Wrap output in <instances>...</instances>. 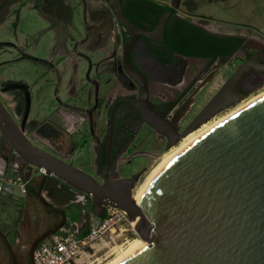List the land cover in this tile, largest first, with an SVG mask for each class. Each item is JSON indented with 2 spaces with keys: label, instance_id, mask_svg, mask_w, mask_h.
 <instances>
[{
  "label": "flooded vegetation",
  "instance_id": "obj_1",
  "mask_svg": "<svg viewBox=\"0 0 264 264\" xmlns=\"http://www.w3.org/2000/svg\"><path fill=\"white\" fill-rule=\"evenodd\" d=\"M9 1H1L0 12L5 2ZM104 1L108 3V0ZM120 2L122 10L129 2L127 18L136 25L135 29H127L117 22L113 7L109 3L112 18L108 23H87L85 41L90 40V48L103 47L111 31L116 35V48L108 60H100L95 65L89 62L86 82L80 87L81 96L76 104L59 99L51 116L32 123L28 120L30 96L26 85L7 82L0 86L1 93L13 92L17 98L22 94V99L20 98L14 106L15 111L8 106V102L6 106L32 143L89 174L99 183H103L104 178H140L144 168L126 174L124 164L137 157L154 159L165 149L167 150L161 156L175 147L184 137L175 145L169 147V144L180 137L220 88L246 64H249L250 68L227 96L224 104L244 98L256 84L264 80V44L258 39L245 38L238 28L245 27V24L233 23L236 28L228 27L224 32L210 30L206 26L208 17L191 14L183 9L188 6L189 1L179 0L176 7L172 5L171 0ZM98 11L97 15H102L101 11ZM163 17H166L164 28L160 30L158 24ZM113 25H116L117 29H113ZM137 30L148 31L152 37L141 32L137 34ZM132 34L136 36L126 61L123 48ZM193 52H200L202 55H193ZM221 62L226 66L227 76L211 98L202 102L198 97L205 84L211 82L214 77L212 68ZM93 68L94 75L91 76ZM74 88L75 84L69 85V95H73ZM148 121L163 129L158 130ZM1 138L0 153L8 157L5 171L15 168L18 172L16 152L3 136ZM148 139L156 144L151 152L144 144ZM24 170L30 173L32 166L28 165ZM52 178L56 181H52L53 184L50 182ZM54 185L60 188L61 192ZM64 185L57 177L47 176L41 194L45 192L62 201L65 199L64 194L62 195L65 192ZM71 190L79 192L74 188ZM72 202L78 203L71 201L68 206ZM60 208L65 210L66 207ZM55 212L58 217L49 228L63 219L62 213ZM23 219L24 217L14 228L16 241L10 244L13 253L0 233V245L5 246L8 252V256L4 251L0 252V264H31V244L42 232L29 241V246L22 249L18 247L19 241L25 237ZM76 221L85 225L83 211H80ZM68 222L74 221H68L66 218L64 224Z\"/></svg>",
  "mask_w": 264,
  "mask_h": 264
},
{
  "label": "water",
  "instance_id": "obj_2",
  "mask_svg": "<svg viewBox=\"0 0 264 264\" xmlns=\"http://www.w3.org/2000/svg\"><path fill=\"white\" fill-rule=\"evenodd\" d=\"M177 1L171 0L174 7L178 6ZM108 3L117 22L135 29L120 0ZM165 19L160 20L158 29L164 28ZM137 31L152 37L148 31ZM135 36L132 34L124 44L126 61ZM249 68L246 64L235 73L169 147L220 111L236 105L239 99L224 102ZM0 135L16 152L18 174L23 179L29 175L24 170L26 166L44 168L46 173L35 195L47 208L63 215L58 224L32 242L31 264L37 244L66 221L65 210L50 204L41 194L47 174L90 194L98 216L104 212L103 204L122 208L129 214L136 233L146 243H134L113 264H264V95L190 144L158 175L141 205L131 193L137 179L104 178L103 183L97 182L32 143L1 100ZM7 162L8 157L0 153V175ZM0 233L11 250L6 236L1 230Z\"/></svg>",
  "mask_w": 264,
  "mask_h": 264
},
{
  "label": "rangeland",
  "instance_id": "obj_3",
  "mask_svg": "<svg viewBox=\"0 0 264 264\" xmlns=\"http://www.w3.org/2000/svg\"><path fill=\"white\" fill-rule=\"evenodd\" d=\"M1 1L4 0H0V3ZM183 1L190 2L188 6L183 7L188 13L208 17L206 26L210 30L224 32L228 27L236 28L232 25L233 23L245 24V27H238L245 38L258 39L264 44V0ZM97 9L104 16L101 14L98 16ZM110 17L112 18V11L104 0H10L8 3L5 2L0 12V86L7 82L26 85L30 96L29 121L40 122L51 116L59 99L70 104H76L79 101L80 87L86 82L89 62L95 65L100 60H108L116 48L114 46L116 35L111 31L103 47L93 49L91 46V49L88 46L90 40L85 41L87 23L92 21L95 22L94 24L108 23ZM115 28L116 25L115 27L113 25V29ZM90 31L92 32V28ZM94 70L95 68L92 69L91 76L94 75ZM212 70L214 75L212 81L205 84L198 97L199 100L202 99V102L211 98L227 76L226 66H223L222 62L215 64ZM70 84H75L73 97L68 92ZM262 90H264V80L256 84L239 102ZM20 98L22 99V94ZM20 98L15 97L13 92L1 93L0 89V100L5 106L8 102L12 110L15 109L14 106ZM82 98H84V92H82ZM236 105L219 112L162 156L161 154L167 149L154 159L137 157L130 163L124 164L126 174L144 168L140 178L135 181L131 193L147 172L161 164L189 140L201 135L210 126L212 127L228 115ZM6 108L9 111L7 106ZM0 139L2 140L1 135ZM144 144L150 148V152L156 147L155 142L150 139L145 140ZM5 173L9 176L14 174L11 169H6ZM52 181L55 180L52 179ZM52 181L50 182L53 184ZM27 194H21L17 188H14L13 193L0 196V230L10 244L15 243L14 228L24 217L22 228L25 237L18 243L21 249L29 246V241L49 228L58 217L55 211L45 207L35 195ZM42 195L50 204L66 207L68 221L78 220L80 211L86 208L73 202L68 206L69 202L76 200L77 195L69 187L65 189V199L62 201L45 192H42ZM134 237L137 235L129 239ZM108 250L109 246L97 242L93 248H89V252L81 255L77 264H102L110 257L112 250ZM2 251L8 256L5 246L0 245V252ZM106 251L108 252L104 254Z\"/></svg>",
  "mask_w": 264,
  "mask_h": 264
},
{
  "label": "built area",
  "instance_id": "obj_4",
  "mask_svg": "<svg viewBox=\"0 0 264 264\" xmlns=\"http://www.w3.org/2000/svg\"><path fill=\"white\" fill-rule=\"evenodd\" d=\"M11 170L14 173L11 176L5 170L0 175V196L13 193L14 188L21 194H27L32 178L46 173L44 168L32 166L28 177L23 179L15 168ZM59 182L72 189L63 180L59 179ZM75 201L86 207L82 209L85 225L79 221L68 222L45 237L34 249L32 264H77L81 255L89 252V248H93L97 242L112 246L136 235L129 214L124 209L103 204L104 212L98 216L93 211L91 195L83 191L77 193Z\"/></svg>",
  "mask_w": 264,
  "mask_h": 264
},
{
  "label": "bare ground",
  "instance_id": "obj_5",
  "mask_svg": "<svg viewBox=\"0 0 264 264\" xmlns=\"http://www.w3.org/2000/svg\"><path fill=\"white\" fill-rule=\"evenodd\" d=\"M256 94V93H255ZM264 95V90L258 92L256 95L250 96L246 100H242L239 102L236 107L224 118H222L220 121L215 123L212 127L210 126L209 129H207L205 132H203L201 135L193 138L192 140H189L188 143H186L183 147H181L178 151L174 152L170 157L168 156L167 159H165L161 164L157 165L155 168H153L151 171L147 172L139 185L132 191V198L136 201L138 205H141V202L147 193V191L152 186L153 182L156 180L158 175L179 155L181 154L187 147L190 146L194 141H196L198 138H200L203 134L208 132L210 129H212L214 126L218 125L222 121L226 120L228 117L239 111L240 109L244 108L254 100L258 99L259 97ZM232 109V108H231ZM196 130V129H195ZM194 131V130H193ZM191 131V132H193ZM190 133V132H189ZM189 133L187 135H189ZM186 135V136H187ZM184 136V137H186ZM169 154V153H168ZM137 237L130 238L127 241H124L123 243H116L112 246H109V250H112L110 253V257L102 262V264H113L116 260H118L134 243L141 242L145 245V241L136 233ZM126 244V245H125ZM108 251H106L104 254H106ZM107 258V257H106ZM98 259V258H97ZM96 260V259H95Z\"/></svg>",
  "mask_w": 264,
  "mask_h": 264
},
{
  "label": "trees",
  "instance_id": "obj_6",
  "mask_svg": "<svg viewBox=\"0 0 264 264\" xmlns=\"http://www.w3.org/2000/svg\"><path fill=\"white\" fill-rule=\"evenodd\" d=\"M128 4H129V2H128ZM126 5L127 6V9H126V6H124L123 7V10H124V13H125V15L127 16V17H129V12H127L128 11V9H129V5ZM108 16V15H107ZM105 18V17H104ZM111 18V17H110ZM109 18V19H110ZM99 22V21H98ZM100 23V22H99ZM102 24H104L103 22H101L100 23V25H102ZM187 53H190V52H187ZM216 53H218V51L216 52ZM193 55H198V56H200V55H202V53H200V52H193L192 53ZM42 176L43 175H39V176H35V177H33L32 178V180H31V183L29 184V186H28V193H30V194H33V195H35V193H36V191L38 190V188H39V186H40V183H41V181H42ZM53 179V178H52ZM52 179H50L51 181H52ZM54 180V179H53ZM54 182H56V181H54ZM57 184V183H56ZM65 186V189L67 188V185H64ZM54 187L56 188V189H58V190H60V192H61V189L60 188H57L55 185H54ZM64 189V188H63ZM64 193H62V195H63ZM28 195V194H27Z\"/></svg>",
  "mask_w": 264,
  "mask_h": 264
}]
</instances>
